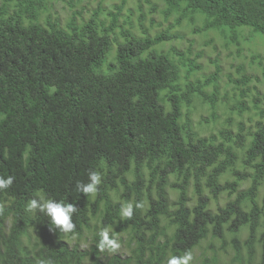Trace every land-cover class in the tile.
<instances>
[{"label":"trees","instance_id":"1","mask_svg":"<svg viewBox=\"0 0 264 264\" xmlns=\"http://www.w3.org/2000/svg\"><path fill=\"white\" fill-rule=\"evenodd\" d=\"M162 1L177 25L202 20L230 41L243 27L264 36V0ZM44 2L16 0L10 13L0 0V175L14 177L0 191V264H164L201 247L199 264H225L227 247L229 264H264V108L244 68L228 96L218 67L191 79L194 62L157 49L175 38L170 29L149 35L140 14L143 35L125 29L126 0L80 25L73 12L64 27L50 15L39 22ZM196 104L209 109L205 126L222 111L219 130L196 131ZM93 169L103 181L87 197L76 182ZM38 191L77 207L75 239L26 211ZM126 201L143 203L131 220L120 217ZM102 227L124 252L97 250Z\"/></svg>","mask_w":264,"mask_h":264},{"label":"rangeland","instance_id":"2","mask_svg":"<svg viewBox=\"0 0 264 264\" xmlns=\"http://www.w3.org/2000/svg\"><path fill=\"white\" fill-rule=\"evenodd\" d=\"M9 1L11 3L9 12L12 13L16 9L13 6L16 0ZM119 3L120 0H45L44 4L47 9L40 12L39 22L43 23L45 17L50 15L52 18H58L61 26L64 27L72 13L75 12L78 14L76 23L80 25L86 22L92 12L98 8H102V11H104L100 16L103 19L106 12ZM164 8L165 5L162 0H126L119 22L123 24L125 29H130L138 37L143 35V29L138 25L140 15L144 16L143 25L145 29L149 30V35L170 29V32L175 34V38L162 43L157 49L161 46L163 50L173 48L189 61L194 62L199 69L192 74L191 79L210 75L218 67L220 69V90L226 92L228 96L237 91L233 88L231 80L239 76L237 69L242 66L246 75L250 76V91L256 92L258 104L261 108H264V77L262 75L264 70V36L255 32H252L251 35L247 30L249 28L243 27L246 30L239 35L238 39L230 41L225 34L217 30H204L202 20L196 19L194 22H189L185 18L177 25L175 24L177 14L172 13L165 17L162 13ZM258 61L261 64H258ZM183 73L181 69V74ZM253 85L256 86L255 89L251 87ZM247 101L251 104L249 99ZM221 113V110L217 112L218 123L215 126L212 123L205 126L204 119L208 118L209 109L206 106L196 104V109L193 110L192 115L196 131H199L202 135H208L211 131L219 130V123L223 120ZM242 119L246 126H253L255 123L254 120L248 122L246 116H243ZM232 127L235 128V122ZM225 201L224 196L220 199L219 205H223ZM215 205L212 204L214 207ZM244 235L245 232L242 231L241 236ZM215 243L217 247L220 245V242L216 241ZM121 245L120 253L126 250L125 242H122ZM204 250L205 248L201 247L192 251L193 260L191 264H199ZM205 254H210V251L206 250ZM218 255L222 263L229 264L232 257V248L227 247L225 251L218 250Z\"/></svg>","mask_w":264,"mask_h":264},{"label":"clouds","instance_id":"3","mask_svg":"<svg viewBox=\"0 0 264 264\" xmlns=\"http://www.w3.org/2000/svg\"><path fill=\"white\" fill-rule=\"evenodd\" d=\"M14 177L0 175V191L9 189L13 184ZM103 181V173L98 170H90L87 173V182L77 181L76 190L87 197H95L99 186ZM143 207L140 201H126L120 206V217L123 220H131L134 210ZM26 211L31 214H42L47 218L49 231H57L66 235H72L75 239L76 224L73 222V214L77 207L73 203L58 201L48 196L43 191H38L34 198L26 204ZM111 227H102L98 233L99 240L96 248L101 253L113 255L121 249V241L112 234ZM193 255L191 251H185L182 255L169 254L164 264H191ZM36 264H55L51 257L38 258Z\"/></svg>","mask_w":264,"mask_h":264}]
</instances>
